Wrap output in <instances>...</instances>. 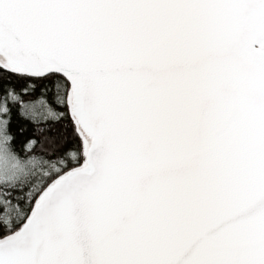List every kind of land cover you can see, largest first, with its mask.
<instances>
[{
	"label": "water",
	"instance_id": "1",
	"mask_svg": "<svg viewBox=\"0 0 264 264\" xmlns=\"http://www.w3.org/2000/svg\"><path fill=\"white\" fill-rule=\"evenodd\" d=\"M0 60L91 140L0 264H264V0H0Z\"/></svg>",
	"mask_w": 264,
	"mask_h": 264
},
{
	"label": "trees",
	"instance_id": "2",
	"mask_svg": "<svg viewBox=\"0 0 264 264\" xmlns=\"http://www.w3.org/2000/svg\"><path fill=\"white\" fill-rule=\"evenodd\" d=\"M0 127L6 155L26 168L0 174L1 240L20 230L52 184L85 165L91 140L73 114L72 90L64 78L30 76L1 60Z\"/></svg>",
	"mask_w": 264,
	"mask_h": 264
},
{
	"label": "rangeland",
	"instance_id": "3",
	"mask_svg": "<svg viewBox=\"0 0 264 264\" xmlns=\"http://www.w3.org/2000/svg\"><path fill=\"white\" fill-rule=\"evenodd\" d=\"M0 133H1V127H0ZM25 170L26 168L24 167V164H19L17 161L11 160L6 155L5 149L0 139V174L2 175L20 174L25 172Z\"/></svg>",
	"mask_w": 264,
	"mask_h": 264
}]
</instances>
